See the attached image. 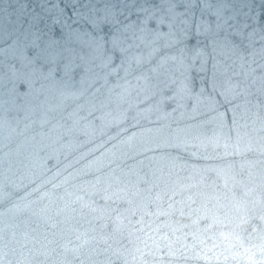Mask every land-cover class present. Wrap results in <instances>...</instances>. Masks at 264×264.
<instances>
[{"label":"water","instance_id":"obj_1","mask_svg":"<svg viewBox=\"0 0 264 264\" xmlns=\"http://www.w3.org/2000/svg\"><path fill=\"white\" fill-rule=\"evenodd\" d=\"M193 110L191 132L154 135ZM137 113L147 163L26 196ZM237 225L232 264L264 258L244 254L264 244V0H0V264H210L171 253ZM153 230L181 240L137 254Z\"/></svg>","mask_w":264,"mask_h":264},{"label":"clouds","instance_id":"obj_2","mask_svg":"<svg viewBox=\"0 0 264 264\" xmlns=\"http://www.w3.org/2000/svg\"><path fill=\"white\" fill-rule=\"evenodd\" d=\"M143 103V100L140 101ZM172 114L169 113L168 117ZM200 114L195 110L191 113H181L179 117H174L182 127L172 129L171 122L155 126L153 121L154 135L164 137H179L181 133L191 132L195 128V121ZM168 117H165L167 119ZM159 119V118H158ZM131 123H125L123 127H118L117 131L109 132L107 127L101 128L96 136L95 142L89 141L88 144H81L80 149L75 154L69 151L64 154L63 159L56 158L52 168L42 167L37 173L30 176L28 183L36 184L35 188H31L26 196H32L33 193H39L33 202H41L45 198L51 200L56 189L64 188L69 181L87 175L91 171L104 172L113 166L119 167L129 163H140L143 160L145 163L149 160V153L144 150V146L140 143L135 148H128V141L134 135L132 129L139 130L145 127L139 113L129 117ZM118 148L120 155L114 156L111 149ZM103 149V151H101ZM152 151V149H149ZM99 154V155H98ZM71 169V171H69ZM219 174L228 178L230 173L229 168L215 169ZM67 173V175H65ZM51 185L46 189V186ZM27 186V185H25ZM46 189V190H45ZM67 190V189H65ZM244 223H247L245 220ZM241 225H237L230 231L219 230L207 235L206 233L197 234L194 241L190 244L182 245L171 254H177L181 251H186L190 256L199 257L207 260L210 264H215V261H220L221 264H232V258L238 256L237 249L242 247V240L240 237ZM139 246L136 248V253L139 254L144 248L161 246L168 247L170 250L175 246L180 237L170 239L167 234L160 235L156 230L151 233H145L138 237ZM259 251L264 254V244L258 249L246 248L244 254L251 260L252 257ZM136 264H140L137 260ZM252 264H264V258L252 261Z\"/></svg>","mask_w":264,"mask_h":264}]
</instances>
